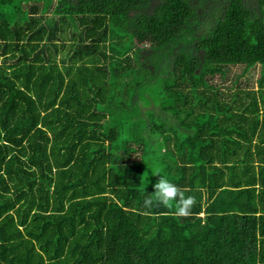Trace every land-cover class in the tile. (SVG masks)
<instances>
[{"label":"trees","instance_id":"1","mask_svg":"<svg viewBox=\"0 0 264 264\" xmlns=\"http://www.w3.org/2000/svg\"><path fill=\"white\" fill-rule=\"evenodd\" d=\"M0 264H264V0H0Z\"/></svg>","mask_w":264,"mask_h":264},{"label":"clouds","instance_id":"2","mask_svg":"<svg viewBox=\"0 0 264 264\" xmlns=\"http://www.w3.org/2000/svg\"><path fill=\"white\" fill-rule=\"evenodd\" d=\"M159 180L154 184V194L158 202L163 206L173 205L176 208V214L186 216L190 213V208L194 205V197H186L184 193L168 178L156 174ZM151 196V195H150ZM145 205H151L153 200L146 198Z\"/></svg>","mask_w":264,"mask_h":264},{"label":"rangeland","instance_id":"3","mask_svg":"<svg viewBox=\"0 0 264 264\" xmlns=\"http://www.w3.org/2000/svg\"><path fill=\"white\" fill-rule=\"evenodd\" d=\"M52 16V15H51ZM240 72H241V70H240V68L239 67H233L232 68V71H231V74L229 73L228 74V78H227V80L226 81H224V82H222V83H224V85H225V89L228 87V88H230V89H227L226 90V92H227V94H230V93H232L233 91H235V89L236 88H231L232 87V80L234 79V75L235 74H240ZM258 72H260V69L258 70ZM257 72V73H258ZM256 79L258 78V74L256 75V77H255ZM257 88H258V85H257V83H256V86H255V90H257Z\"/></svg>","mask_w":264,"mask_h":264}]
</instances>
